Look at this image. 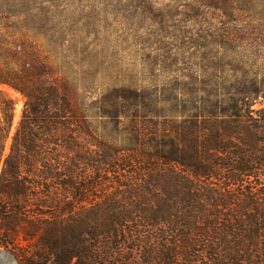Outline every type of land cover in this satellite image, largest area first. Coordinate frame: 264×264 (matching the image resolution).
I'll return each mask as SVG.
<instances>
[{"label":"trees","instance_id":"1","mask_svg":"<svg viewBox=\"0 0 264 264\" xmlns=\"http://www.w3.org/2000/svg\"><path fill=\"white\" fill-rule=\"evenodd\" d=\"M9 1L15 2L0 8V243L22 264H132L137 247L144 264H153L146 242L134 237L137 220L156 229L191 226L195 220L174 206L181 198L164 186L142 203L115 195L76 214L70 196L83 203L92 189L87 166L110 163L94 123L111 118L129 122L128 151L170 170L171 181L186 190L189 211L194 203L204 207L215 200L218 213L202 228L212 236L206 246L211 256L226 264H264V107L254 108L258 99L264 101V74L224 61L242 47L249 16L236 11L246 0H117L122 18L135 21L130 34L143 47L149 76L143 82L128 77L112 94L98 92L105 28L92 2L25 0L15 12ZM65 8L70 16L64 20ZM47 34L56 47L58 41L83 44L71 55H83L90 65L84 86L89 96L70 78L69 64L55 63L57 50L40 44ZM203 50L209 51L204 58L222 55L210 66L192 65L215 72L214 82L189 73L190 82L177 79L169 89L160 87L159 71L183 73L184 61H194ZM6 88L24 97L13 132L15 100ZM87 138L94 149H87ZM74 152L78 161L72 164ZM102 215L105 221L98 220ZM22 240L32 242L30 256ZM161 253L159 264H174L178 256L175 246Z\"/></svg>","mask_w":264,"mask_h":264},{"label":"rangeland","instance_id":"2","mask_svg":"<svg viewBox=\"0 0 264 264\" xmlns=\"http://www.w3.org/2000/svg\"><path fill=\"white\" fill-rule=\"evenodd\" d=\"M24 1L25 0H15L13 4L12 1H9L13 6L11 7V10L16 12L21 10V8H24ZM85 1L89 3L92 2L95 5L97 8L95 15L101 19V24L104 26L103 28H105V35L103 38L105 41L103 43L104 54L102 58L103 64L105 65L103 69L104 73L102 75L103 89L98 92L112 94L114 92V87L118 84H123L122 82H127L129 80L128 77L136 78L139 82H143L146 78L148 79V62L141 60V54L144 52L143 47L138 45L134 40L133 35L130 34V29L134 28L133 24L135 21H132L130 24V22H127L122 18L125 13L121 9V6L119 4L117 5V0ZM160 1L168 2V0ZM6 2L7 0H0V8H3V10L6 8ZM243 2V4H245V7L243 8L244 10L242 9L236 12H243L244 15L249 16L246 23L250 24L249 26H244V23V28L240 26V29H244L245 34L240 42L242 47L239 49V52H237L235 56L233 55V52L228 53L229 57L224 61L233 62L234 65L240 67L244 63L248 64L247 70L252 73L257 72V74L263 75L264 0H246ZM65 9L66 12L63 15L64 20L70 16V8ZM52 10L53 12L58 11L56 9ZM207 12H210V15L217 16L214 14L216 11L207 10ZM259 19H261V22L257 23V20ZM40 32L44 33L46 31L42 29ZM40 44L47 50H57V53H53L55 54L53 57L55 63L58 65L69 64L68 71L70 78L74 80V83L80 88L81 94L89 96V93H86L84 90V86L88 85L90 79V65L84 59L83 55L76 57L71 55V49L73 50L76 47L80 50L83 47V44L67 42L63 45L61 41H58V46L60 47H56L52 42L50 34L42 35ZM208 52V50H203L201 51V54H197V57L193 59L194 61L185 60L183 65H181V63L180 67L185 69L183 70V73L180 72L178 75L159 71L157 75H159L158 79L160 81V87L163 84L164 86H162V88L169 89L170 85L175 83V80L177 79L179 81L186 80V82H190V79L186 77L189 73H194L199 79L204 78L207 81L214 82V76L216 75L215 72L207 69L203 70L199 66L192 67L195 63H198L200 66H210L213 62L216 63L221 61V54L217 58L211 59L210 56H206L207 58L202 56L203 53L207 54ZM226 74L230 76L231 72H229V69ZM237 74L240 76L242 75V73ZM6 89L15 100L13 132L22 114L24 97L12 89ZM153 90V88H150L148 92H153ZM88 100L90 99L87 98L86 102H88ZM107 106L109 105L107 104ZM261 107H264V101L260 98L254 108L259 109ZM94 125L97 126V133L102 137V141H104L105 146L104 150H102L104 152L103 154L107 151L111 156L110 163L101 164L98 161L95 162V164L87 166L86 171L88 177L86 183L92 189L87 195V201L83 203H79L76 196H70V203L75 206V209L77 210L75 211L76 214L78 215L82 213L79 209L85 210L84 212L89 213L85 208L94 204L105 205L109 203L115 195L122 196V199H125L129 204L131 202L142 203L145 202L144 199L150 192L155 191L156 188H161L162 190L164 186L166 190L173 191L175 197L177 196L182 199H179L178 202L174 204L179 212L187 216L189 214V217L195 221L191 223V226L184 229L180 226L173 225H167L156 229L148 226L141 220H137V224H134L136 230L134 237L141 238L146 242L147 249L151 251L152 258L150 259H153L154 257L153 264H159L162 248H171L173 246H175V250L178 251V256H176L174 264H226V262L222 261L220 257H215L214 255L211 256L210 253L206 251V246L210 245L209 240L212 236L208 233L204 234L202 231L204 224L213 221L218 213L215 200L205 202L204 207H202L201 203H194V210L189 211L190 204L184 203L186 190L183 187H178L171 181L169 178V174L171 173L169 169L157 166L158 163L156 161L147 158L142 152H136L135 150L128 151V149H126L131 148L129 122L122 125L121 123L108 118L102 123L95 122ZM74 130V133L77 135L78 129L74 127ZM83 141L87 149L95 148L94 145L91 146L89 144L91 141L90 138ZM70 158H72L70 161L72 164L75 160L78 161L76 152L72 153ZM155 167L158 168L156 169ZM154 178H163V180H161L160 183L154 184ZM259 182L260 179H254V183L258 184ZM249 186L254 185L250 184ZM91 220L93 219L91 218ZM98 220L105 221V218L102 215ZM19 243L27 256H30L33 252L32 242L22 240L19 241ZM186 248L190 252V257L185 256ZM141 251L142 248L137 247L131 253L133 259L132 264H144V258L141 256ZM114 263L117 264V262H113L112 264ZM237 263L250 264L247 260L239 261ZM0 264L22 263H20L15 256L0 243Z\"/></svg>","mask_w":264,"mask_h":264},{"label":"water","instance_id":"3","mask_svg":"<svg viewBox=\"0 0 264 264\" xmlns=\"http://www.w3.org/2000/svg\"><path fill=\"white\" fill-rule=\"evenodd\" d=\"M12 258V257H11ZM13 259V258H12Z\"/></svg>","mask_w":264,"mask_h":264}]
</instances>
